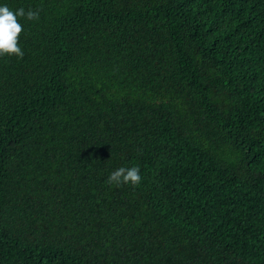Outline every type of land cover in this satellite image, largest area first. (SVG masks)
<instances>
[{
  "label": "trees",
  "instance_id": "obj_1",
  "mask_svg": "<svg viewBox=\"0 0 264 264\" xmlns=\"http://www.w3.org/2000/svg\"><path fill=\"white\" fill-rule=\"evenodd\" d=\"M0 3V264H264V0Z\"/></svg>",
  "mask_w": 264,
  "mask_h": 264
},
{
  "label": "clouds",
  "instance_id": "obj_2",
  "mask_svg": "<svg viewBox=\"0 0 264 264\" xmlns=\"http://www.w3.org/2000/svg\"><path fill=\"white\" fill-rule=\"evenodd\" d=\"M38 16L37 12L32 10L25 11L23 8H9L5 3H0V56L15 55L17 58L23 56V51L18 45V37L22 31V25L18 22L19 17H26L31 20ZM141 180L138 166L118 167L113 169L107 182L110 184L131 183L138 184Z\"/></svg>",
  "mask_w": 264,
  "mask_h": 264
}]
</instances>
